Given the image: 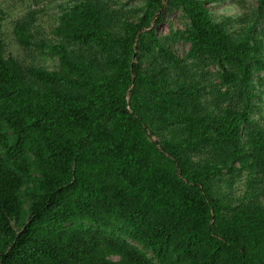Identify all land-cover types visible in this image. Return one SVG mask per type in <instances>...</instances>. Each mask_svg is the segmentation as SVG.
<instances>
[{"label":"trees","instance_id":"obj_1","mask_svg":"<svg viewBox=\"0 0 264 264\" xmlns=\"http://www.w3.org/2000/svg\"><path fill=\"white\" fill-rule=\"evenodd\" d=\"M141 1L72 0L54 71L6 55L0 9V264H264V0Z\"/></svg>","mask_w":264,"mask_h":264},{"label":"rangeland","instance_id":"obj_2","mask_svg":"<svg viewBox=\"0 0 264 264\" xmlns=\"http://www.w3.org/2000/svg\"><path fill=\"white\" fill-rule=\"evenodd\" d=\"M72 0H0V9L6 14L3 23V39L5 41V50L7 56H13L24 63L36 65L46 70L54 71L59 69V60L49 54V47L55 42L57 36L55 29L59 27V18L64 9L71 5ZM208 7L217 19L222 17L242 18L250 16V19L256 20L258 16L257 0H205ZM111 7L120 10L122 14L128 15L130 11L141 9L143 2L141 0H111ZM34 12L35 20L32 32L35 36L33 46L29 49L22 48L15 37V25L21 19L28 17ZM187 21L183 19L180 13L165 12L163 21L160 24H153L158 37L162 38L176 32L184 30ZM173 52L181 58H185L190 50L189 45L177 41L172 46ZM258 79L264 78V74L256 75ZM261 97L260 108H264V89L260 87L258 91ZM247 174H242L237 180L235 191L243 194L245 191ZM225 189V186H223Z\"/></svg>","mask_w":264,"mask_h":264}]
</instances>
